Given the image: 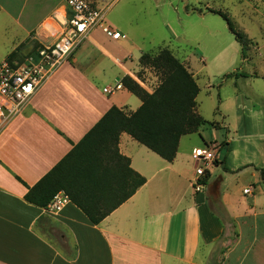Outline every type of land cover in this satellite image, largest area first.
<instances>
[{
  "label": "crops",
  "instance_id": "obj_1",
  "mask_svg": "<svg viewBox=\"0 0 264 264\" xmlns=\"http://www.w3.org/2000/svg\"><path fill=\"white\" fill-rule=\"evenodd\" d=\"M66 16L64 0H0V62L52 44ZM106 21L120 37L92 30L0 131V264H264V183L255 169L264 170V113L237 91L226 98L233 124L197 111L214 123L206 126L225 130L223 138L209 137L202 126L194 141L185 138L192 134L180 138L172 161L121 132L118 151L145 182L98 224L69 199L58 211L24 199L26 185L52 169L112 105L133 112L141 104L121 78L135 76L143 52L133 56L131 39ZM152 84L143 83L148 92ZM223 140L230 143L228 169L217 176L210 159L222 154ZM196 148L211 157L195 159ZM201 167L210 175L197 191Z\"/></svg>",
  "mask_w": 264,
  "mask_h": 264
},
{
  "label": "trees",
  "instance_id": "obj_2",
  "mask_svg": "<svg viewBox=\"0 0 264 264\" xmlns=\"http://www.w3.org/2000/svg\"><path fill=\"white\" fill-rule=\"evenodd\" d=\"M210 11L225 20L243 55V34L234 28L225 13ZM17 55L15 51L8 58H17ZM138 63L156 71L158 84L148 92L130 76H123L121 84L140 99V106L133 112H126L112 105L52 169L34 185H26L24 199L27 202L44 208L58 192H63L93 224H98L145 182L144 177L129 167V159L118 151L121 132L128 133L162 158L172 161L182 136L196 133L202 126L214 125L197 112L199 86L193 74L171 50L164 47L156 54L143 52ZM225 76L246 75L234 72ZM229 145L227 140L220 143L225 151L219 163L225 170L228 169L225 158L230 151ZM255 169L260 172L264 183V170ZM209 175V170L205 169L201 181L206 183Z\"/></svg>",
  "mask_w": 264,
  "mask_h": 264
},
{
  "label": "rangeland",
  "instance_id": "obj_3",
  "mask_svg": "<svg viewBox=\"0 0 264 264\" xmlns=\"http://www.w3.org/2000/svg\"><path fill=\"white\" fill-rule=\"evenodd\" d=\"M210 10L225 13L243 34V55L225 20ZM106 18L118 24L131 39L129 48L133 56L140 52L156 54L165 47L184 61L188 70L190 67L197 73L196 110L205 118L233 124L232 108L226 98L234 91L244 94L264 113V0H117L107 10ZM133 66L135 76L130 77L144 89L143 83L153 81L154 88L159 82L154 69L139 63ZM236 71L253 76L249 81L225 76ZM202 130L217 141L225 135L221 127L204 126ZM185 138L194 141L196 135ZM210 146L215 149L218 144ZM224 151L210 159V167L217 176L225 171L219 163Z\"/></svg>",
  "mask_w": 264,
  "mask_h": 264
},
{
  "label": "built area",
  "instance_id": "obj_4",
  "mask_svg": "<svg viewBox=\"0 0 264 264\" xmlns=\"http://www.w3.org/2000/svg\"><path fill=\"white\" fill-rule=\"evenodd\" d=\"M116 1L64 0L66 20L52 44L40 45L21 58H7L0 62V131L21 113L31 96L70 59L92 30L101 29L112 39L120 37V32L106 21V12ZM116 87L119 88L120 84ZM193 157L208 159L211 155L206 149L196 148ZM204 170L202 167L198 169L194 183L197 191L205 187V183L201 181ZM248 191L249 189L245 190ZM67 201L68 197L63 192H58L47 207L58 211Z\"/></svg>",
  "mask_w": 264,
  "mask_h": 264
}]
</instances>
